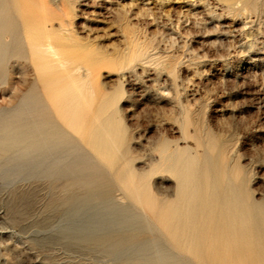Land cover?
Masks as SVG:
<instances>
[{
	"label": "rangeland",
	"instance_id": "374dc122",
	"mask_svg": "<svg viewBox=\"0 0 264 264\" xmlns=\"http://www.w3.org/2000/svg\"><path fill=\"white\" fill-rule=\"evenodd\" d=\"M34 1L47 24L65 22L78 55L103 58L98 95L114 101L131 165L157 198L175 188L171 175L151 171L163 148L221 164L264 206V0ZM32 79L24 59L5 63L0 108ZM3 165L0 264H120L56 233L66 220L49 180Z\"/></svg>",
	"mask_w": 264,
	"mask_h": 264
},
{
	"label": "bare ground",
	"instance_id": "6f19581e",
	"mask_svg": "<svg viewBox=\"0 0 264 264\" xmlns=\"http://www.w3.org/2000/svg\"><path fill=\"white\" fill-rule=\"evenodd\" d=\"M43 9L0 0V75L24 59L33 76L0 108V159L49 180L66 220L56 233L120 264H264V206L221 164L160 148L151 171L171 175L175 188L170 199L153 194L131 165L114 101L98 95L103 58L78 55L65 22L47 24Z\"/></svg>",
	"mask_w": 264,
	"mask_h": 264
}]
</instances>
